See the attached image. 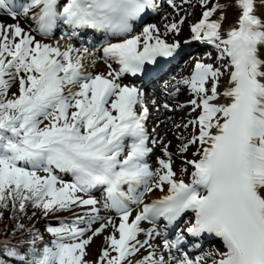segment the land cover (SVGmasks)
Segmentation results:
<instances>
[{"label":"snow or ice","instance_id":"obj_1","mask_svg":"<svg viewBox=\"0 0 264 264\" xmlns=\"http://www.w3.org/2000/svg\"><path fill=\"white\" fill-rule=\"evenodd\" d=\"M167 3L179 12L175 0ZM197 3L203 11L190 25L191 41L214 46L217 59L227 60L223 67L197 60L190 75L177 81L193 96L178 107L191 106L197 113L187 123L175 124L194 129L186 140L177 137L180 154L196 148L194 158L185 161L192 169L186 183L177 178L168 145L164 158H157L158 167L147 162L153 149L147 143L145 94L122 83L127 75L155 74L161 58L179 55L180 44L162 38L155 24L132 34L134 23L158 11L155 0H0V13L17 21L0 24V218L3 210H14L15 218L29 206L44 216L90 206L71 222L47 227L52 239L41 248L37 241L43 237L31 230L26 245L0 241V264H87V246L109 225L113 233L105 237L97 264H132L129 258L145 249L135 264H202L203 256L193 259L181 252L185 233L222 241L213 264H264V0ZM229 10L236 19L225 32ZM21 18L30 23L29 30ZM184 22L181 17L165 24L163 36L179 34ZM61 26L68 29L64 35L69 41L84 30L104 34L99 58L109 71L85 70L84 61L94 56L87 47H61L32 34L51 37ZM225 68L227 85L220 91ZM17 82L18 94L9 98ZM221 97L225 103L217 102ZM162 107L170 110L167 103ZM99 186L106 193L104 207L115 210L119 223L109 218L93 230L101 219L97 200L79 193ZM165 188L166 195L144 203L145 193ZM133 204L142 210L130 220ZM189 212L192 218L174 239L157 231L161 218L167 228ZM142 221L153 227L142 228ZM16 231L23 233L24 225L17 223ZM88 232L92 235L85 239ZM161 236L158 253L151 241ZM174 251L181 252L179 258Z\"/></svg>","mask_w":264,"mask_h":264},{"label":"bare ground","instance_id":"obj_2","mask_svg":"<svg viewBox=\"0 0 264 264\" xmlns=\"http://www.w3.org/2000/svg\"><path fill=\"white\" fill-rule=\"evenodd\" d=\"M155 2L159 3L160 5L162 4L161 1H159V0H157ZM183 12H185V8H182V6L179 5V12L176 11L175 15L181 14ZM163 18L164 19L165 18H170L171 19V16L169 15L168 12H164L163 13ZM4 19L15 21L10 16H7L5 14L0 13V20H4ZM235 19H236L235 11L234 10H229L228 11L227 20L224 22V30H225V32L228 30L229 26L233 23V21ZM15 22H17V21H15ZM19 23L21 24V26L26 31L29 30L30 23L28 21H26L23 18H21V19H19ZM67 31L68 30H66V32ZM32 34L35 36V38L37 40H41L42 42H46V43L53 44V45H55L58 42V39H56V38L49 40L48 38L41 37L39 34H37L35 32H33ZM132 34L133 35L138 34V32L135 30V27H134V32ZM186 37L191 39V34L186 36ZM162 38H164V37H162ZM181 38H180V40L175 38V39H172L171 41H168V42H176L177 40L180 42ZM105 39L106 38L104 36L103 40H102V43H100V46H99L97 52L95 53V57H94L95 63L94 64L91 63V66H90V69H89L88 72H92L93 74H97V73H107L109 71L108 65L102 59L99 58V57L102 56L101 49H102V46L105 43ZM118 39L119 38H112L111 42H117ZM63 42H65V41L63 40ZM189 43H190L191 46H193L196 49V52L193 54L194 56H192V51L183 52L181 54V56H180L182 58V57L187 56L189 54L188 64L187 63L183 64V62L181 61L182 59L180 58V60H179L177 65L170 66L169 70L167 72H165L163 74V76H160V77H158L155 80H152L153 84H152L151 88H148L150 86H147V85H142L140 87L141 91H143L144 94H145L144 95V101L147 102V103H145V105L147 106V104L150 103L149 104L150 105L149 116H148V119L145 121L146 130L148 129V125L151 124L152 134L155 137H157V139H160V141L158 143H156V140L153 141L152 143L153 144L155 143L157 146H161L162 148H164L165 145H168V151L172 152V153H174V151H170V146L173 145V142H171L169 136H171L170 133L177 134L176 133L177 130L174 129L175 128V124H180L182 122L183 123H187L188 120L194 119L195 117H193V112L191 111V106L184 108V110H189L190 111L189 115H188V118L185 117L184 119L182 118V120H181L180 118L177 119V117H173L172 115L171 116H168V115L162 116L167 110L161 108V105L165 104V102H168V101H166L168 99H169V101L173 100V99L168 97L169 93L175 94L177 97L180 96V95H185L188 98L191 97L192 95L189 92V90L186 88V86H184L182 84H177V81L181 80L182 78H186V77H188L190 75L191 69H192L194 63L197 60H200V61H202V59L213 60L214 58H217L219 56V51L214 46L204 45V44H201L200 42H195V41H191V40H190ZM59 44L61 45V47H63L65 45L62 42H59ZM197 50H199L201 52L205 50L206 53L201 55L200 57H197L198 56ZM226 60H227L226 57L224 58V60H220V63H221L222 66L225 65ZM113 67L115 68L117 66L114 64ZM176 67H179V69L177 68V70H179V72H181V74H179V75L175 74V76H174L172 71L176 70ZM95 69H96V72H94ZM224 70H225V75L221 77L220 91H223L224 87L227 85L228 73H227L226 68ZM162 78H165L166 79L165 81H168V83L170 84V86H168L166 89H162V87H161L160 79H162ZM16 85H17V83H16ZM126 85H134V84L132 82H130V83L126 84ZM177 89H179V91H177ZM147 92H149V94H147ZM217 102L218 103H225L226 102V98L221 97V98L218 99ZM169 105L173 107V104H169ZM150 119H151V122H150ZM190 128L181 130L180 132H178L179 133L178 136L184 137L187 134L190 135L191 134ZM195 151H196L195 147H190L187 152L183 153V155H181L179 153V151H178V154H180L181 156L187 155L188 158L193 159L194 157H193L192 154ZM180 155H178V156H180ZM173 167H174V170L177 173V178L178 179H183L186 183L190 181V173L192 171L191 166L187 167V172L182 171V169H184L186 166H183V165L177 166V164L173 163ZM99 188H100V186L98 188L92 189L91 191L99 193L100 192ZM124 190L126 191L127 187L124 188ZM102 193H103L102 194V199L104 200V203H105L106 202V193H105L104 190H103ZM166 194H167L166 188H165V191H163V192H161L159 189H153V191L151 193H145L144 194V198H143L144 199V203H150V202H152L154 200H157V199L161 198L163 195H166ZM89 196L91 198H94L95 200H97V204L98 205H96V207H97L98 210L101 209L102 205H100V201L97 199L98 197H94V194H86L84 198L87 199V198H89ZM134 206H135L134 204L130 205V207H134ZM89 208H90V206L89 207L73 208V210L69 212V216L75 218L76 216L85 215V213L89 212ZM141 210H142V205H139L138 209L132 211V216L130 217V220L132 218H134L135 214L137 212L141 211ZM118 219H119L118 217H115V219H112V221L115 223V222L118 221ZM107 221H108V219L103 221V223H107ZM187 221L188 220H185V222H183L184 226L182 227V229L186 227L185 225H186ZM98 227H99V224L92 225L93 229L98 228ZM141 227L144 228V229H150V228L153 227V225L149 224L147 221H142L141 222ZM104 230H105V233H104L105 236L104 237H106V236H108V235L113 233V228H112L111 225L106 227ZM172 230H174L172 228V226H170V229L166 228L164 230L165 234L173 235V238L171 237L169 239H174L175 238V234H174V232ZM157 231H162L163 232V228L160 229L157 226ZM145 238L146 237L143 234L140 235V237H139L140 240H144ZM163 239L164 238H162V237H157V238H155V239H153L151 241V243L153 245V249L155 251H157L158 253L162 251ZM183 245H186V243L184 242ZM182 249H186V247H183ZM197 250H198V247H194L192 249V251L195 252V256H198V253L196 252ZM222 250H223V248H221L218 252H220ZM147 251H148L147 249L141 250L139 253H137L136 255L132 256L131 259H130L132 264H135V262L137 260H139L143 255H145L147 253ZM218 252L213 253L212 251H210V255H211L210 258H206L205 255H203L202 253L200 255V253H199L200 256L204 257V259L202 261V264H213V261L216 259V254ZM164 254H165V256H167V253H164ZM173 255L177 256L178 258L180 257V256L177 255V253L175 251L173 252ZM193 259H195V257Z\"/></svg>","mask_w":264,"mask_h":264},{"label":"rangeland","instance_id":"obj_3","mask_svg":"<svg viewBox=\"0 0 264 264\" xmlns=\"http://www.w3.org/2000/svg\"><path fill=\"white\" fill-rule=\"evenodd\" d=\"M175 3L178 6L181 5L182 8H185V12H183L181 14H178V15H175L176 14V10H174L172 7H170L168 5L167 0H162V4L163 5H162V7H160V12L157 15H155L147 23H145V24L143 23V25H141V27H139L137 29L138 30L137 31L138 34L142 31V28L146 24H155L156 26H158L162 37H164L163 33L165 31V27H164L165 24H170V23H172L174 21H178L181 17H184L185 18V22L181 25V31L179 32V34L169 33L168 36L164 37V38H167V40L169 39L168 41H171L172 39H175V38H177L179 40L181 37H186V36L190 35L189 34L190 33V25L198 21V19L201 16V13H202L203 9L199 7V5L197 3V0H190V2L187 3V4L182 3V0H175ZM164 12H168L169 15L171 16V19L170 18H165L164 19L163 18V13ZM14 23H16V22L8 20V19L0 20V24H2V25H10V24H14ZM64 34H65V32L61 31L60 28H58L56 30V32L52 33L51 37H48V39L51 40V39L56 38V39H58V42H62L65 45L67 43H72L75 48H84V47L89 48L90 52L94 53L93 57H89L88 59H86L84 61L85 70L89 71L91 63H93V59L95 57V53L97 52V50H98V48L100 46V41H98V40H100V38L94 40L93 43H91L92 41L89 42V40L88 41H83V40H79V41L71 40V41H69ZM62 36L64 37L63 39L61 38ZM63 40L65 42H63ZM195 52H196L195 50L192 52V56H194L193 54ZM197 52H198V56L197 57H200L201 55L206 53L205 50L202 51V52L197 50ZM188 57H189V55L185 56L183 58V63L184 64H186V63L188 64ZM202 62H204V63H209L210 62V64H213L216 67H223L221 65V63H220V60H218L217 58H214L213 60L202 59ZM178 69H179V67H178ZM94 72H96V69L94 70ZM175 74L179 75V74H181V72H179V70H175L173 75L175 76ZM165 80H166L165 78H163L161 80L162 89H166L168 86H170L168 81H165ZM127 82H130V81H126L125 78H122V83L128 84ZM135 86L139 87V85H137V84ZM73 90H75V89H73ZM12 93H18V82H17V85L14 84L12 86V88L10 89V91L8 93V96L12 95ZM147 94H149V92H147ZM168 97L173 99V100L169 101V99H168V100H166L168 102H165V103H167L168 105L169 104H173V107L169 105L170 110H167L162 116H165V115L171 116L172 115L173 117H177V119L180 118L181 120H182V118L184 119L185 117L188 118V115H189L190 111L189 110H184V108H186V107L181 109L178 106L179 105H187L188 101L190 99H192L193 96L188 98L185 95H180V96L177 97L175 94L169 93ZM144 102L147 103L146 101H144ZM149 104L150 103L147 104L148 108H150ZM187 107H190V106H187ZM161 108H163L162 105H161ZM196 114L197 113H193V117H195ZM150 122H151V119H150ZM174 129L177 130V132H176L177 134L170 133L171 136H169L171 142H173V145L170 146V151H174V153L170 152V153H172L173 162H174V164H177V166L183 165V166L189 167L188 165L185 164V161L187 159H190V158H188L187 155L181 156L183 154H181V155L178 154V147L182 143V141L180 139H177V137H180V136H178V134H179L178 132H180L181 130H184V128L177 129L175 127ZM190 131L192 133L194 131V129L190 128ZM188 137L190 138L189 134L185 135L184 136L185 140L188 139ZM151 139L153 141L156 140V143H158L160 141V139H157V137H153ZM162 150H163V148L161 146H157L154 143L153 151H152V153L150 154V156L148 157V160H147V162L149 163V165L153 169H155L156 167L159 166L158 163H157V158L158 157L164 158ZM178 155H180V156H178ZM38 174L39 175H45V173H43L42 171L39 172ZM58 175H60L67 182L71 181V177L69 175L59 174V173H58ZM102 191H103V188L101 189V192ZM79 195H81L84 198L86 194L85 193H79ZM96 195H94V197H98V194H96ZM97 199L99 200V197ZM100 201H101V199H100ZM100 205H101V203H100ZM138 208H139L138 205H135L134 207H131L132 211H134V210H136ZM98 212H99V216L101 217V219L98 220L95 223V225L99 224V226H100V224L103 223V221H105L106 219H109V218L115 219L114 214L112 213V211L111 210H106V209H104V207H101V209H99ZM33 213H35V215H33ZM4 216L6 218V221L9 222V219L11 217V213L8 212V211H4ZM17 217H18L17 218V222L24 225L25 231L23 233L28 232V230H31V231H33V233H38L40 236L43 237V242L37 241V248H41L43 246V243H48L52 239L50 234L47 233V231H46L47 227H49L50 225H52V226L53 225H59V223L61 221L71 222L73 219H75V218L69 216V212L68 211L55 213V214H49L48 216H44L39 209H34L31 206H29L26 209V212L24 214L17 215ZM115 223L118 225L119 219ZM157 225L159 227L161 226L159 224H157ZM81 226L84 227L86 225H81ZM181 226L182 225H179L177 228L174 229V231H176V232L180 231ZM161 228H162V226H161ZM23 233L19 232V234H23ZM104 233H105V230H103V232L100 235L93 237L92 242L87 246L86 255L84 257V260L87 261V264H97V260H98V257L100 255L101 249L106 246ZM91 235H92V233L88 232L84 238L86 239V238H88V236H91ZM6 238H7V236H5V235L1 236V240L6 239ZM31 239H29V240H31ZM24 245H26V243H24ZM220 249H221V247L218 246L217 244H215L212 241L204 242L203 246H200V251L202 250L201 252H203L202 253L203 255L205 253V257L206 258H210L211 257L210 251L215 253V252H218ZM177 253L180 256L181 252H177ZM206 253H207L208 257L206 256ZM130 259H131V257L129 258V260Z\"/></svg>","mask_w":264,"mask_h":264},{"label":"trees","instance_id":"obj_4","mask_svg":"<svg viewBox=\"0 0 264 264\" xmlns=\"http://www.w3.org/2000/svg\"><path fill=\"white\" fill-rule=\"evenodd\" d=\"M18 94V93H17ZM11 97V95H9V98ZM3 211H8L11 213V217L9 219V222L6 221L5 216H3L2 218H0V241L1 240V236L5 235L7 236V239L11 240V242L13 244H18V245H24V243H26L29 239L32 238V235L30 234V232H25L23 234H19V231H16L14 234V229L16 227L17 222V216L15 218H13V211L12 209H7V210H3ZM20 215V214H17ZM52 226V225H50ZM55 227V226H53ZM33 232V231H31ZM4 240V239H3Z\"/></svg>","mask_w":264,"mask_h":264}]
</instances>
